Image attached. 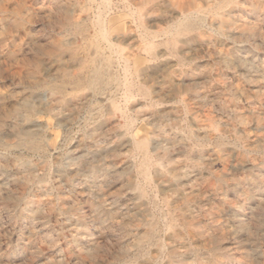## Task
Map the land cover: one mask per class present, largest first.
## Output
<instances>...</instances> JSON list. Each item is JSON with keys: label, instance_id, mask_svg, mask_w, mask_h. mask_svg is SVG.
<instances>
[{"label": "rangeland", "instance_id": "rangeland-1", "mask_svg": "<svg viewBox=\"0 0 264 264\" xmlns=\"http://www.w3.org/2000/svg\"><path fill=\"white\" fill-rule=\"evenodd\" d=\"M232 1L0 0V264H264V0ZM193 11L198 30L173 34ZM93 60L117 82L77 91ZM25 99L39 152L13 133Z\"/></svg>", "mask_w": 264, "mask_h": 264}, {"label": "bare ground", "instance_id": "bare-ground-1", "mask_svg": "<svg viewBox=\"0 0 264 264\" xmlns=\"http://www.w3.org/2000/svg\"><path fill=\"white\" fill-rule=\"evenodd\" d=\"M214 1V0H213ZM218 1V3H219V0H217ZM232 1V0H231ZM235 1V0H234ZM234 1H232V2H234ZM253 1V0H252ZM260 1V0H259ZM258 1V2H259ZM227 2V1H226ZM245 2V1H244ZM59 3V2H58ZM198 3V2H197ZM213 3V2H212ZM251 3V2H250ZM254 3V2H253ZM252 3V4H253ZM260 3H262V2H260ZM60 4H61V2H60ZM221 4V3H220ZM219 4V5H220ZM227 4V3H226ZM215 5H216V3H215ZM218 5V4H217ZM228 5V4H227ZM243 5V4H242ZM241 5V6H242ZM56 6V5H55ZM58 6H60V5H58ZM63 6H66V5H63ZM223 6V5H222ZM236 6H237V4H236ZM226 7V6H225ZM238 7V6H237ZM250 7H251V5H250ZM249 7V8H250ZM59 9L60 8H62L61 6L60 7H58ZM218 8V7H217ZM223 8V7H222ZM221 8V9H222ZM247 8V7H246ZM228 9H230V8H228ZM58 10V9H57ZM63 10V9H62ZM217 10V9H216ZM56 11V10H55ZM64 12H63V26H64V29L67 31V32H69L70 30L71 31H74V33L77 35V36H79L82 40L84 39L83 37H82V30H83V26H82V24H81V22H78V21H75L74 20V16H73V14H72V12H71V10L69 9V8H65L64 10H63ZM207 11V10H206ZM205 11V12H206ZM214 11V10H213ZM213 11H212V13H213ZM227 11V10H226ZM245 11V10H244ZM203 12V11H202ZM201 12V13H202ZM242 12V11H241ZM189 13H191V14H189ZM188 14L189 15H187V16H185V18L184 19H182V21L181 22H179V24H177V26H175L176 28L174 29V33L173 34H179V35H190V34H192V33H194V32H196L197 30H198V27H199V22H200V18L199 17H197V15H195V14H197L195 11H193V12H189ZM220 13H222L221 11H220ZM225 14V13H224ZM184 15V14H183ZM200 15V14H199ZM202 15V14H201ZM207 15V14H206ZM211 15V14H210ZM180 16V15H179ZM216 16V15H215ZM222 16V15H221ZM172 17V16H171ZM203 17V16H202ZM211 17H212V15H211ZM220 17V16H219ZM223 17H226V16H223ZM236 17V16H235ZM182 18V17H181ZM203 18H205V16L203 17ZM213 18V17H212ZM233 18V17H232ZM237 18V17H236ZM206 19H207V17H206ZM228 19V18H227ZM226 19V20H227ZM15 20V19H14ZM178 20V19H177ZM232 20V19H231ZM230 20V21H231ZM16 21V20H15ZM205 21V20H204ZM210 21H212L211 19H210ZM219 21V20H218ZM175 22V21H174ZM214 22V21H213ZM234 22H235V20H234ZM206 23V22H205ZM143 24V23H142ZM214 24V23H213ZM231 24V23H230ZM15 25V24H14ZM171 25V24H170ZM176 25V24H175ZM202 25V24H201ZM203 25H204V23H203ZM207 25H209V24H207ZM244 25H245V23H244ZM173 26V25H172ZM225 26V25H224ZM144 27V26H143ZM206 27H208V26H206ZM228 27V26H227ZM236 27V26H235ZM171 29L173 28V27H170ZM219 28V27H218ZM244 28V27H243ZM202 29V28H201ZM208 29V28H207ZM231 29V28H230ZM238 30V29H237ZM251 30V29H250ZM171 31V30H170ZM219 31V30H218ZM100 37H102L103 38V40L104 41H106L108 44H111V41H110V39H109V37H108V34L105 32V30H104V27L102 26V28L100 29ZM131 32V31H130ZM211 32V31H210ZM253 32V31H252ZM251 32V33H252ZM150 33V32H149ZM153 33V32H152ZM164 33V32H163ZM162 33V34H163ZM169 33V32H168ZM215 33V32H214ZM223 33V32H222ZM226 33V32H225ZM224 33V34H225ZM232 33V32H231ZM235 33V32H234ZM237 33V32H236ZM235 33V34H236ZM132 34V33H131ZM167 34V33H166ZM165 34V35H166ZM202 35V34H201ZM227 35V34H226ZM225 35V36H226ZM233 35V34H232ZM231 35V36H232ZM147 36V35H146ZM169 36H170V34H169ZM218 36V35H217ZM95 37V36H94ZM193 37H195V36H193ZM196 37H198V36H196ZM115 38V37H114ZM133 38V37H132ZM135 38V37H134ZM169 38V37H168ZM200 38V37H199ZM203 38V37H202ZM229 38V37H228ZM191 39V38H190ZM91 40V39H90ZM154 40H156V39H154ZM148 41H151V40H148ZM153 42V41H152ZM143 43H144V41H143ZM150 43V42H149ZM167 43V42H166ZM169 44V47L170 48H172V49H175V47H176V44H175V42H168ZM185 44H187L186 42H185ZM107 45V44H106ZM151 45H153V44H151ZM151 48V47H150ZM105 49V48H104ZM158 49V48H157ZM169 49V48H168ZM171 50V49H170ZM150 51V50H149ZM149 51H148V53H149ZM148 53H146V54H148ZM172 53V52H171ZM226 53V52H225ZM151 54H152V51H151ZM150 54V55H151ZM227 54V53H226ZM235 55V54H234ZM219 56H221V55H219ZM218 56V57H219ZM50 57V56H49ZM222 57V56H221ZM225 57V56H224ZM227 57V56H226ZM230 58H232V57H230ZM154 59V58H153ZM224 59H226V58H224ZM224 59H222V60H224ZM232 60V59H231ZM240 60H241V58H240ZM78 61H79V59H78ZM83 61H85V60H83ZM77 62V61H76ZM101 63V62H100ZM168 63V62H167ZM78 64V63H77ZM90 65H91V63H90ZM109 66V61H107V63H106V67H108ZM160 66V65H159ZM112 69V68H111ZM125 72L124 73H126V71L128 70H125V69H123ZM158 70V69H157ZM156 71V70H155ZM185 72V71H184ZM90 76L89 77H72V76H69L68 78H69V80L72 82L71 84H74L75 86H76V89H77V91H80V90H82L83 88H85V87H89V88H91V89H93V90H96V91H102V89H103V87H106V86H109V85H111L112 83H115V82H117V79L115 78V76H113L111 73H110V70H108L107 68H104V67H101L100 65H98V64H96L95 63V61L93 60L92 61V67H91V69H90ZM200 73V72H199ZM69 74V73H68ZM177 74V73H176ZM66 76H68V75H66ZM174 77H175V75H174ZM126 78V77H125ZM178 78V77H177ZM208 78V77H207ZM249 78V77H248ZM66 79V78H65ZM158 79V78H157ZM202 79V78H201ZM206 79V78H205ZM173 80V79H172ZM122 82V81H121ZM124 82V81H123ZM173 82V81H172ZM129 83V82H128ZM67 84V83H66ZM121 85V84H120ZM126 85V84H125ZM40 87H42L43 89H45V90H47V91H49V92H51V93H54V94H62V95H65V89H64V87L63 86H61V84L60 85H53L51 82H49V81H44V83H41V85H39ZM64 86H65V84H64ZM136 86V85H135ZM169 88V87H171V77H167V78H165V81H164V83H163V88ZM126 88H128V95H127V97H129L130 95V92L129 91H131V90H129V85H126ZM161 88H162V86H161ZM73 89V88H72ZM133 89V88H132ZM135 89V88H134ZM133 89V90H134ZM174 90V89H173ZM133 92V91H132ZM141 92H142V95L144 96V97H148V95H149V92L147 91V90H145V89H141ZM160 92V91H159ZM175 92V91H174ZM158 93V92H157ZM168 93V92H167ZM199 93V92H198ZM212 93V92H211ZM134 94V93H133ZM132 94V95H133ZM195 94V93H194ZM193 94V95H194ZM206 94V93H205ZM258 94V93H257ZM262 94V93H261ZM198 95V94H197ZM208 96V95H207ZM256 97H257V95H255ZM261 96V95H260ZM175 97H176V95H175ZM211 97V96H210ZM258 97H259V95H258ZM262 97V96H261ZM126 100H127V98H126ZM202 100V99H201ZM154 103H155V101H154ZM35 112H36V110H35V108L33 107V105H32V103L28 100V99H25L20 105H19V107H17L16 109H15V111L13 112V119H14V123H13V126H12V128H13V133L14 134H16L17 136H21V140L18 142V144H17V146H24V147H27L29 150H32V151H38V150H40V148H41V146H40V144H38L37 142H36V137H37V135H36V133L33 131V130H31V128L30 127H28V126H26V128H22V127H18V123L19 122H24V121H28V120H30L31 118H32V116L35 114ZM117 112V111H116ZM161 112V111H160ZM166 114V113H165ZM157 115V114H156ZM256 115V114H255ZM262 115V114H261ZM168 116V115H167ZM12 119V120H13ZM130 121V120H129ZM164 121V120H163ZM162 121V122H163ZM166 121H168V120H166ZM11 122V121H10ZM126 122V121H125ZM25 123V122H24ZM12 124V123H11ZM130 124V123H129ZM9 125V124H8ZM7 125V126H8ZM227 126V125H226ZM28 127V128H27ZM206 127V126H205ZM33 128V127H32ZM160 128V127H159ZM174 128V127H173ZM207 128V127H206ZM161 129V128H160ZM7 130V129H6ZM34 130H36L35 128H34ZM165 129H163V130H161L160 132H163ZM156 131V130H155ZM180 131V130H179ZM158 132V131H157ZM156 132V133H157ZM10 133V132H9ZM163 134V133H162ZM197 134V133H196ZM160 135V134H159ZM174 135V134H173ZM165 136V135H164ZM170 136V135H169ZM181 136V135H180ZM174 137H176V136H174ZM188 136H186V138H187ZM18 138V137H17ZM166 137H164V139H165ZM189 138V137H188ZM195 138V137H194ZM13 139V138H12ZM169 139V138H168ZM171 139V138H170ZM178 139V138H177ZM183 139V138H182ZM14 140V139H13ZM133 140V139H132ZM155 140V139H154ZM185 140V139H184ZM16 141V140H15ZM163 141V140H162ZM167 142L169 141V140H166ZM181 141V140H180ZM190 141V140H189ZM223 141H224V139H223ZM43 142H44V140H43ZM170 142V141H169ZM172 142V141H171ZM185 142H187L186 140H185ZM258 142V141H257ZM126 143V142H125ZM153 143V142H152ZM165 143V142H164ZM179 144H180V142H178ZM178 143H176L177 145H179ZM159 144V143H158ZM174 144V143H173ZM172 144V145H173ZM182 144V143H181ZM155 145H157V144H155ZM185 145V144H184ZM187 145V144H186ZM2 146H4L5 148H8L9 146L4 142V141H2ZM119 146V145H118ZM120 146H122V145H120ZM160 146H163V145H160ZM224 146V145H223ZM112 147V146H111ZM123 147V146H122ZM135 147L137 148V149H139V150H141L142 152H143V154H144V159H143V162L140 164V172L142 173V174H144V175H146V173H147V167L149 166V160H148V156H147V145H146V143H144V142H136L135 143ZM171 147V146H170ZM104 148V147H103ZM109 148V147H108ZM108 148H107V150H108ZM172 148V147H171ZM179 148V147H178ZM182 148H184L183 146H182ZM186 148V147H185ZM223 148V147H222ZM225 148V147H224ZM95 150V149H94ZM110 150V149H109ZM138 150V151H139ZM162 150V149H161ZM16 151V150H15ZM104 151V150H103ZM163 151V150H162ZM39 152V151H38ZM97 153V152H96ZM108 153V152H107ZM110 153V152H109ZM161 154V153H160ZM99 155V154H98ZM102 155V154H101ZM158 155H159V153H158ZM95 156H96V154H95ZM111 156V155H110ZM3 157V156H2ZM90 157V156H89ZM100 157V156H99ZM159 157V156H158ZM239 157V156H238ZM86 159V158H85ZM81 160H84V159H81ZM88 160V159H87ZM94 160V159H93ZM170 160V159H169ZM10 161V160H9ZM88 161H90V160H88ZM92 161V160H91ZM96 161V160H95ZM122 161V160H121ZM171 161V160H170ZM4 162V161H3ZM76 162H80V161H76ZM100 162V161H99ZM108 162V161H107ZM169 162V161H168ZM90 163V162H89ZM135 163V162H134ZM164 163V162H163ZM179 163V162H178ZM177 163V164H178ZM4 164H5V162H4ZM104 164V163H103ZM108 164V163H107ZM106 163H105V165H107ZM131 164V163H130ZM171 164V166H172V162L170 163ZM12 165V164H11ZM26 165V164H25ZM68 165V164H67ZM74 166H75V164H73ZM85 165H87L88 166V164H86V162H85ZM168 165V164H167ZM28 166H31V165H28ZM71 166V165H70ZM115 166V165H114ZM131 166V165H130ZM165 166V165H164ZM13 167H14V165H13ZM59 167V166H58ZM82 167V166H81ZM83 167H84V165H83ZM22 168H23V166H22ZM68 168V167H67ZM78 168V167H77ZM124 168V167H123ZM136 168V167H135ZM29 169H30V167H29ZM72 169V168H71ZM70 169V170H71ZM104 169H106V168H104ZM183 169V168H182ZM18 170H20V169H18ZM25 170V169H24ZM27 170V169H26ZM59 170V169H58ZM69 170V169H68ZM73 170V169H72ZM78 170V169H77ZM83 170V169H82ZM2 171V170H1ZM13 170H11V172H12ZM76 171V170H75ZM74 171V172H75ZM86 171V170H85ZM98 171H101V170H98ZM122 171H123V169H122ZM121 170H120V172H122ZM149 171V170H148ZM173 171V170H172ZM172 171H171V173H172ZM181 171V170H180ZM87 172V171H86ZM94 172H95V169L93 168L89 173H90V176H93L94 175ZM97 172V171H96ZM96 172H95V175L94 176H96ZM119 172V173H120ZM174 172H175V170H174ZM57 173H58V171H57ZM100 173V172H99ZM111 173H113V172H110V171H108L107 172V174L106 175H109V174H111ZM116 173V172H115ZM194 173V172H193ZM34 174V173H33ZM59 174V173H58ZM68 174H69V172H68ZM117 174V173H116ZM159 174V173H158ZM158 174L156 175V176H158ZM173 174V173H172ZM177 174H178V172H177ZM180 174V173H179ZM186 174H189V173H186ZM29 175V174H28ZM115 175V174H114ZM58 176V175H57ZM93 176V177H94ZM117 176H119V175H117ZM14 177V176H13ZM88 177V176H87ZM103 177V176H102ZM150 177V176H149ZM179 177V176H178ZM2 178H5V177H2ZM34 178L35 177H31L30 178V180L32 181V180H34ZM1 179V178H0ZM88 179H90V178H88ZM100 179H101V177H100ZM119 179V178H118ZM120 179H122V178H120ZM141 179V178H140ZM192 179V178H191ZM196 179V178H195ZM6 180V179H5ZM76 180V179H75ZM78 180V179H77ZM87 180V179H86ZM85 180V181H86ZM93 180V179H92ZM98 180V179H97ZM129 180V179H128ZM131 180V179H130ZM11 181V180H10ZM90 181V180H89ZM109 181V180H108ZM110 181H111V179H110ZM115 181V180H114ZM122 181V180H121ZM147 181V180H146ZM162 181H164V180H162ZM197 181V180H196ZM94 182H95V180H94ZM168 182V181H167ZM8 183V182H7ZM10 183V182H9ZM12 183V182H11ZM87 183V182H86ZM110 183H112V182H110ZM25 184V183H24ZM31 184H32V182H31ZM30 184V185H31ZM76 184V183H75ZM96 184V183H95ZM237 184V183H236ZM13 185V184H12ZM105 185V184H104ZM141 185V184H140ZM165 185H167V184H165ZM196 185V184H195ZM74 186V185H73ZM198 186V185H197ZM232 186H234V185H232ZM17 187V186H16ZM236 187V186H235ZM35 188V187H34ZM38 188V187H37ZM90 188H93V187H90ZM139 192H140V195H142L141 193H142V191H141V189H140V187L139 186H136L135 187ZM192 188H193V186H192ZM44 189V188H43ZM42 189V190H43ZM222 189V188H221ZM1 190L3 191V189L1 188ZM35 190V189H34ZM127 190V189H126ZM4 191H6V190H4ZM36 191V190H35ZM123 191V190H122ZM179 191V190H178ZM199 191V190H198ZM39 192V191H38ZM125 192V191H124ZM123 192V193H124ZM127 192V191H126ZM189 192H190V190H189ZM194 192V191H193ZM197 192V191H196ZM213 192V191H212ZM218 192V191H217ZM103 193V192H102ZM176 193V192H175ZM185 193H186V191H185ZM3 194V193H2ZM31 194V193H30ZM34 194V193H33ZM62 194V193H61ZM98 194H100V193H98ZM147 194V193H146ZM5 195H6V193H5ZM8 195V194H7ZM126 195V194H125ZM38 196V195H37ZM40 196V195H39ZM96 196V195H95ZM97 197V196H96ZM131 197H134V196H131ZM89 198V197H88ZM117 198V197H116ZM124 198V197H123ZM122 198V199H123ZM130 198V197H129ZM19 199V198H18ZM29 199H30V196H29ZM32 199V198H31ZM96 199V198H95ZM120 199V198H119ZM121 199V200H122ZM132 199H134V198H132ZM46 199H44V201H45ZM50 200V199H49ZM117 200V199H116ZM178 200V199H177ZM42 201V200H41ZM43 201V202H44ZM91 201V200H90ZM95 201V200H94ZM37 202V201H36ZM108 202V201H107ZM115 202V201H114ZM222 202V201H221ZM7 203H9V202H7ZM6 203V204H7ZM91 203V202H90ZM96 203V202H95ZM119 203V202H118ZM4 204V203H3ZM11 204V203H10ZM26 204V203H25ZM12 205V204H11ZM137 205V204H136ZM4 206V205H3ZM26 206V205H25ZM50 206V205H49ZM109 206V205H108ZM113 206V205H112ZM138 206V205H137ZM23 207V206H22ZM52 207V206H51ZM100 206L97 204V205H95V208L97 209V208H99ZM128 207V206H127ZM126 207V208H127ZM131 207H133V204H132V206ZM6 208V207H5ZM35 208V207H34ZM45 208V207H44ZM94 208V207H93ZM120 208H122V207H120ZM52 209V208H51ZM138 209V208H137ZM36 210V209H35ZM40 210V209H39ZM100 210V209H99ZM112 210V209H111ZM122 210V209H121ZM120 210V211H121ZM139 210V209H138ZM31 211V210H30ZM42 211V210H41ZM102 211V210H101ZM126 211V210H125ZM133 211V210H132ZM142 211V210H141ZM43 212V211H42ZM45 212V211H44ZM93 212V211H92ZM127 212H129V210L127 211ZM143 212V211H142ZM27 213V212H26ZM104 213V212H103ZM25 214V213H24ZM122 214V213H121ZM178 214V213H177ZM119 215H120V213H119ZM125 215V214H124ZM129 215V214H128ZM27 216V215H26ZM32 216V215H31ZM98 216V215H97ZM97 216H95V217H97ZM102 216V215H101ZM106 216V215H105ZM105 216H103V217H105ZM111 216V215H110ZM114 216V215H113ZM37 217V216H36ZM100 217V216H99ZM121 217V216H120ZM106 218H107V216H106ZM102 219H104V218H102ZM148 219V218H147ZM108 220V219H107ZM107 220H106V222H107ZM30 221V220H29ZM104 221V220H103ZM105 222V223H106ZM126 222V221H125ZM110 223V222H109ZM113 223V222H112ZM111 223V224H112ZM118 223V222H117ZM166 224H168V223H166ZM102 225V224H101ZM100 225V226H101ZM115 225V224H114ZM109 226H112V225H109ZM126 226H129V225H126ZM125 226V227H126ZM169 226V225H168ZM167 226V227H168ZM103 228V227H102ZM123 228V227H122ZM132 228V227H131ZM135 228V227H134ZM106 229H110V228H106ZM119 229V228H118ZM124 229V228H123ZM168 229H169V227H168ZM105 230V229H104ZM126 230V229H125ZM136 230V229H135ZM144 230V229H143ZM147 231V230H146ZM154 232H155V226L153 225V224H151L150 225V227H149V232H148V237H152L153 236V234H154ZM132 233V232H131ZM123 234V233H122ZM143 234V233H142ZM142 234H140V237L142 236ZM124 235V234H123ZM73 238H75V237H73ZM122 238V237H121ZM127 238V237H126ZM130 238V237H129ZM78 239V238H77ZM123 240L122 241H124V238H122ZM170 239V238H169ZM138 240V239H137ZM179 240V239H178ZM135 241H136V239H135ZM75 242V241H74ZM143 242V241H142ZM179 242V241H178ZM125 242H123V244H124ZM145 243V242H144ZM173 243V242H172ZM171 243V244H172ZM81 244V243H80ZM120 246V245H119ZM130 246V245H129ZM127 251V250H126ZM185 253H187L186 251H185ZM190 253V252H189ZM139 255V254H138ZM176 255H177V253H176ZM184 256H185V254H184ZM246 257V256H245ZM247 258V257H246ZM173 260V259H172ZM171 262V261H170ZM172 264H175V263H172Z\"/></svg>", "mask_w": 264, "mask_h": 264}]
</instances>
